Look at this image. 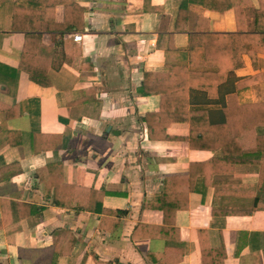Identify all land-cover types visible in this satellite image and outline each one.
Wrapping results in <instances>:
<instances>
[{"label":"crops","instance_id":"crops-1","mask_svg":"<svg viewBox=\"0 0 264 264\" xmlns=\"http://www.w3.org/2000/svg\"><path fill=\"white\" fill-rule=\"evenodd\" d=\"M21 1L11 30L13 5ZM54 1L3 0L0 7V264H264L260 164L233 162L242 148L236 140L226 151L216 140L192 149L187 123L166 129L179 140L151 142L141 121L159 109L158 96L138 92L143 71L189 63L188 34L174 32L181 0H74L84 9L83 27L63 32L55 27L64 7ZM240 4L238 19L232 9L203 12L209 20L203 33L238 35L227 47L239 67L216 87L202 81L205 90H187L188 105L209 107L213 124L223 121L239 80L255 79L242 88L240 102L264 105V9L259 0ZM26 30L41 34L32 51L50 66L49 87L19 70ZM62 58L71 63L60 64ZM38 135L61 136L63 147L33 153L30 143L43 149L52 140ZM250 157L264 166V153ZM190 174L188 208L175 217L178 234L155 228L163 224L162 212L142 206L162 191L165 178ZM50 175L64 204H76L77 188L102 189V206L126 215L109 232L99 228V213L56 206L45 183ZM172 188L185 190L182 180ZM139 225L146 228L134 231Z\"/></svg>","mask_w":264,"mask_h":264},{"label":"trees","instance_id":"trees-1","mask_svg":"<svg viewBox=\"0 0 264 264\" xmlns=\"http://www.w3.org/2000/svg\"><path fill=\"white\" fill-rule=\"evenodd\" d=\"M26 1V0H25ZM243 0H181L178 8L174 32H186L188 34V66L165 64L162 69L145 70L142 73L143 80L138 88V92L143 97L158 96L159 109L156 112H147L141 118L145 123L147 130V138L149 141H167L179 140L169 137L166 134L167 127L174 122L187 123L189 126V134L185 138L192 149H205L213 147V140L217 142L215 146L219 145L221 149L226 151L223 146L230 145L233 140H236V145H242V148L236 149V158L233 162H255L260 164L261 172H264L263 162L259 159H252V155H261L264 153V105L263 108L257 107L251 102H240V93L242 88H247L255 81L253 78H247L237 81L235 84V92L226 98V103L223 107L224 119L220 123L209 122V107L207 106H191L187 101L188 89H203L204 82L217 86L226 79L227 74L233 69L239 67L233 65L232 55L227 47V41L238 35L230 34H212L203 33L204 26L209 24V20L203 16L205 10L222 12L232 9L236 19L243 14L241 2ZM13 5V21L11 23V30H16L14 18H16V6L22 3ZM64 7L63 23L55 27L60 31H68L80 29L83 27V12L84 9L77 5L74 0H56ZM261 8L264 9L263 0H259ZM0 0V7L3 4ZM196 7L199 11L196 12ZM247 7L251 5L248 1ZM156 10L163 13V7H157ZM260 13H255L259 15ZM193 18L194 23L190 22ZM23 33L24 43L19 53V70L23 71L29 81L34 85L45 88L51 85L47 76L49 65L41 63L38 60V53L32 51V45L38 46L41 40V34L32 30H26ZM261 33H264L261 32ZM173 34L169 33L168 48H172ZM203 57H209L207 63L200 62ZM71 63L65 58L59 62ZM72 65V64H71ZM74 66V65H73ZM78 71H83L79 66H74ZM204 67L210 68L205 70ZM91 68V67H90ZM184 83L182 80L186 79ZM188 79L190 82L188 83ZM198 81V84L194 82ZM218 83V84H217ZM240 105V106H239ZM41 138H52L51 141H46L43 149L38 148L36 144L30 143L33 153H40L41 151H50L53 149H60L62 145L61 136L52 135H38ZM48 140V139H47ZM38 143V142H37ZM55 164L49 165L48 168H56ZM183 181L184 192L172 188L178 182ZM194 174H190L185 179L172 177L163 180L162 191L154 194L142 206L144 209L159 210L163 215V224L160 227H155L161 230L163 226L165 231L178 234V229L175 227V217L179 210H186L188 208V195L191 192ZM46 185L52 186L53 195L52 202L56 206H63L66 209H73L75 211H85L91 213L101 214V225L99 228H108L107 231L112 232L119 224L120 218L126 215V211L109 210L102 206L105 191L100 190H82L78 189V196L76 204H64L60 201L59 192L55 189L56 178L54 175L49 176V180L45 181ZM187 188V189H186ZM87 193H86V192ZM59 199V201H58ZM105 224V226H104ZM107 224V226H106ZM141 228H146L143 225L135 227L134 231ZM133 231V232H134ZM133 234V233H132ZM163 237V235H160ZM135 238V233L132 235ZM165 241L167 242L165 236ZM161 264H165L163 261Z\"/></svg>","mask_w":264,"mask_h":264},{"label":"built area","instance_id":"built-area-1","mask_svg":"<svg viewBox=\"0 0 264 264\" xmlns=\"http://www.w3.org/2000/svg\"><path fill=\"white\" fill-rule=\"evenodd\" d=\"M73 40L76 41V42H77V41H80V40H81V35L75 33V34L73 35Z\"/></svg>","mask_w":264,"mask_h":264}]
</instances>
